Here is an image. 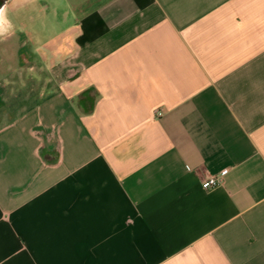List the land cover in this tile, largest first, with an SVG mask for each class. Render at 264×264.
Returning a JSON list of instances; mask_svg holds the SVG:
<instances>
[{
  "label": "crops",
  "instance_id": "crops-1",
  "mask_svg": "<svg viewBox=\"0 0 264 264\" xmlns=\"http://www.w3.org/2000/svg\"><path fill=\"white\" fill-rule=\"evenodd\" d=\"M57 1L4 13L0 264H264V0H62L39 45Z\"/></svg>",
  "mask_w": 264,
  "mask_h": 264
},
{
  "label": "rangeland",
  "instance_id": "rangeland-1",
  "mask_svg": "<svg viewBox=\"0 0 264 264\" xmlns=\"http://www.w3.org/2000/svg\"><path fill=\"white\" fill-rule=\"evenodd\" d=\"M50 4V3H49ZM55 5V4H54ZM56 6L59 10L57 14H53L56 16H53L51 14H45L44 15H39V17L34 18V19H26L27 23H23L24 26L27 25L28 29L33 32H37L38 38H39V45L46 42L52 37H55L57 34H59L61 31H63L66 27V23L62 22V11L66 9L65 2L62 0H58L56 2ZM53 8V4L51 5ZM8 8V7H7ZM6 8V9H7ZM51 10V8H50ZM7 12V11H6ZM7 16L9 17V22L6 21L2 26L8 28L7 26H19L20 24L19 19H16L14 14H11V18L9 14L7 13ZM22 26V24H21ZM26 27V26H25ZM26 27V28H27ZM30 46V44H29ZM31 47V46H30Z\"/></svg>",
  "mask_w": 264,
  "mask_h": 264
},
{
  "label": "built area",
  "instance_id": "built-area-1",
  "mask_svg": "<svg viewBox=\"0 0 264 264\" xmlns=\"http://www.w3.org/2000/svg\"><path fill=\"white\" fill-rule=\"evenodd\" d=\"M159 114V113H158ZM223 175H208L203 183L202 186L205 190L209 191L216 187H219L223 183Z\"/></svg>",
  "mask_w": 264,
  "mask_h": 264
},
{
  "label": "clouds",
  "instance_id": "clouds-1",
  "mask_svg": "<svg viewBox=\"0 0 264 264\" xmlns=\"http://www.w3.org/2000/svg\"><path fill=\"white\" fill-rule=\"evenodd\" d=\"M4 23H6L4 20V9H0V35H3L5 32H7V29L2 26Z\"/></svg>",
  "mask_w": 264,
  "mask_h": 264
},
{
  "label": "water",
  "instance_id": "water-1",
  "mask_svg": "<svg viewBox=\"0 0 264 264\" xmlns=\"http://www.w3.org/2000/svg\"><path fill=\"white\" fill-rule=\"evenodd\" d=\"M8 3L9 2H3V3L0 4V9H4V13L6 11V8H7ZM4 20H5V18H4Z\"/></svg>",
  "mask_w": 264,
  "mask_h": 264
},
{
  "label": "flooded vegetation",
  "instance_id": "flooded-vegetation-1",
  "mask_svg": "<svg viewBox=\"0 0 264 264\" xmlns=\"http://www.w3.org/2000/svg\"><path fill=\"white\" fill-rule=\"evenodd\" d=\"M11 0H0V4L3 2H10Z\"/></svg>",
  "mask_w": 264,
  "mask_h": 264
}]
</instances>
